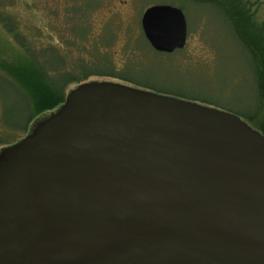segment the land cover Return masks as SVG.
<instances>
[{"label":"water","instance_id":"1","mask_svg":"<svg viewBox=\"0 0 264 264\" xmlns=\"http://www.w3.org/2000/svg\"><path fill=\"white\" fill-rule=\"evenodd\" d=\"M184 49L182 8L142 17ZM0 264H264V134L238 114L88 81L0 152Z\"/></svg>","mask_w":264,"mask_h":264},{"label":"rangeland","instance_id":"2","mask_svg":"<svg viewBox=\"0 0 264 264\" xmlns=\"http://www.w3.org/2000/svg\"><path fill=\"white\" fill-rule=\"evenodd\" d=\"M27 1L31 6L25 0H7V9L19 18V25L28 34L27 40L36 48L37 55L47 47L56 48L49 54L53 67L61 64L59 54L66 60L62 69L68 71L78 70L84 59L100 68L105 62L114 75H95L89 81L115 82L153 92H157L156 87L163 88L178 93L173 94L180 99L238 114L251 125L246 114L256 109L258 100L252 58L213 4L197 0H85L87 13L69 17L68 0ZM156 4L174 5L184 11L188 24L184 49L163 53L148 42L142 17L148 7ZM50 6L59 8L60 13H48ZM260 15L264 17V4ZM35 17V24L47 27L45 34L31 27ZM76 22L84 30L80 49L68 43L79 37L73 33L76 31L72 25ZM27 61L28 57L0 22V152L25 139L36 122L50 113L29 122L33 110L26 107L27 95L8 68L9 64L27 65ZM59 76L55 77L64 79ZM134 80L153 84L155 89L142 88ZM75 87L77 84H71L65 92Z\"/></svg>","mask_w":264,"mask_h":264},{"label":"trees","instance_id":"3","mask_svg":"<svg viewBox=\"0 0 264 264\" xmlns=\"http://www.w3.org/2000/svg\"><path fill=\"white\" fill-rule=\"evenodd\" d=\"M28 6H31L27 0ZM85 0H68V12L69 17L80 13L88 11L86 9ZM196 1V0H193ZM204 3H211L224 15L231 25L236 37L246 49L247 53L251 56L254 72L256 74L257 80V91L258 100L257 106L254 111L246 114L249 118L251 125L257 128L264 134V17H261L260 10L264 4V0H197ZM7 0H0V22L3 24L4 28L10 33L18 45L23 50L24 54L28 57L27 65L9 64V72H12L15 78L19 81V87L21 90L25 91L28 100L24 98L26 107L30 106L33 110L31 116L29 117V122L38 120L37 117L45 112L57 111L62 104L65 103L67 96L70 92L66 93L65 90L71 84H77L79 86L82 83L88 82L89 78L95 75H109L113 76L112 69L108 67V64L104 65L102 62V68L98 64L89 62L84 59V63L78 68V70L68 71L62 69L66 66L65 58L59 54L58 62L61 63L57 67H53L51 64V56L49 54L51 51H56L55 47H47V49L41 50L40 55L36 54V48L30 46L31 43L28 42V34L23 32L19 23V18L9 11L7 8ZM84 5V6H81ZM59 8L55 6H50L48 13L51 15H58ZM84 15V14H83ZM37 18L35 17L31 20L30 25L32 28L36 27L43 34H45V25L40 26L34 23ZM73 32L79 37L77 40L73 37L68 43L77 46L78 49L82 48L83 41L81 39L84 34V30L78 27V23L72 25ZM45 38L47 36H44ZM38 56L40 59H38ZM105 61V60H104ZM61 75L59 77L64 78L58 79L55 76ZM121 79H127L121 76H114ZM136 85L147 88L155 89L153 84H142L139 81H132ZM76 88V87H75ZM155 91L157 93L168 94L174 96L170 90H165L163 88L156 87ZM19 92V90H18ZM178 94V93H176ZM181 95V94H179ZM178 96V95H175ZM35 112V113H34ZM47 115V117L49 116ZM32 120V121H31ZM42 119H39V121ZM37 121V122H39ZM36 122V123H37ZM30 131V130H29ZM28 131V132H29Z\"/></svg>","mask_w":264,"mask_h":264}]
</instances>
